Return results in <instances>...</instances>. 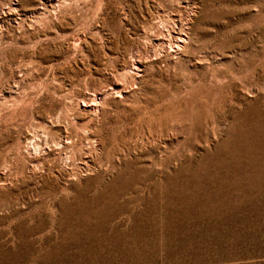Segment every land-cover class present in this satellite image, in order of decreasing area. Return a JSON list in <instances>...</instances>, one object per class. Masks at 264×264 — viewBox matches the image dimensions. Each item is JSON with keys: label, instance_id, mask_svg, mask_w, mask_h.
<instances>
[{"label": "rangeland", "instance_id": "rangeland-1", "mask_svg": "<svg viewBox=\"0 0 264 264\" xmlns=\"http://www.w3.org/2000/svg\"><path fill=\"white\" fill-rule=\"evenodd\" d=\"M0 264H264V0H0Z\"/></svg>", "mask_w": 264, "mask_h": 264}, {"label": "bare ground", "instance_id": "bare-ground-1", "mask_svg": "<svg viewBox=\"0 0 264 264\" xmlns=\"http://www.w3.org/2000/svg\"><path fill=\"white\" fill-rule=\"evenodd\" d=\"M172 30H173V29H172ZM181 33H182V32H181ZM183 33H184V32H183ZM182 37H183V36H182ZM177 39L180 40V41H184V39H182V38L180 37V35H179V37H177ZM176 41H177V40H176ZM186 41H187V40H186ZM188 42H189V41H188ZM179 44H180V43H179ZM181 45H182V44H181ZM186 45H187V44H186ZM177 46L179 47V45H177ZM178 47H177V48H178ZM183 47H184V46H183ZM95 99H96V98H95ZM95 105H96V104H95Z\"/></svg>", "mask_w": 264, "mask_h": 264}]
</instances>
